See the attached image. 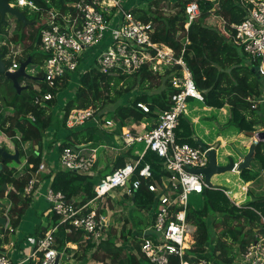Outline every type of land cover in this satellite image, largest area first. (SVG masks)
<instances>
[{
    "label": "trees",
    "instance_id": "16d2710c",
    "mask_svg": "<svg viewBox=\"0 0 264 264\" xmlns=\"http://www.w3.org/2000/svg\"><path fill=\"white\" fill-rule=\"evenodd\" d=\"M31 1L40 8L39 11L24 9L21 10L22 19L10 15L12 21L6 18L4 21L0 20V55L7 67L11 65L12 54L4 42L5 37L9 36L8 41L12 43L24 42L25 44V41H28V48H37L38 31L42 24L39 12L55 10L61 15L67 14L72 10V3L77 0ZM189 1L191 0H144L147 3L146 9L134 8L131 11L136 18L144 22H152V41L172 48L177 56L184 49L182 57L191 72L194 84L202 94L204 106L217 109L227 107L226 126H232L238 132L257 131L260 128L259 131L264 132V103L254 108L247 100L250 95L260 92L261 84L264 83H261L260 77L264 76L258 77L251 71L254 66L247 64V61L244 63L243 58L245 57L246 60L247 55L239 46L224 37L221 33L222 25L207 23L210 15L218 16L224 21L225 29L233 32L230 24L240 22L245 14L243 1L195 0L200 7V15L185 29L187 16L184 8ZM164 3L172 12L163 11ZM36 54L38 53L32 52L21 60L29 58L27 68L31 69L30 65L35 62ZM44 56L43 53L40 54V62ZM174 72L182 75L180 67L176 65L157 71L152 70L151 66L145 63L136 73L128 75L120 71L102 73L93 66L79 74L76 85L71 84V87H74L72 94L63 101L58 113H54L58 106V91L68 87L71 74L68 75L67 81V75H65L62 85L55 88L48 86L42 71L37 72L35 76L30 75V79L21 77L19 83L23 80L28 81L19 92L8 78L0 74V80H7L11 86V90H8L5 96H0V142L9 143L12 152L15 150L18 152V161L4 159L0 171V202L4 198L5 203L2 202L4 207L9 206L7 214L12 231L19 225L24 210L30 204V195L24 193V187L42 161V151L45 148L43 140L48 133L52 132L54 140L58 131L67 133L62 145L70 146L75 150H77L76 145L82 143H85L87 148H96V162L102 164L97 176L71 170H57L53 174L44 175L47 179L51 178L50 186L54 190L61 191L66 199L72 201L77 207L94 197V186L100 177L125 164L128 156L132 155L131 148H122L118 152L113 150L114 154L111 153L110 160L107 159L108 157L104 159L102 154L105 145L98 132L106 130L90 122L73 128L66 127L65 122L72 109L94 107L100 114L107 115L102 111H105V105L110 103L113 108L106 117L115 120L116 128L107 130L109 132L106 134L112 139L113 134H119L123 126L139 123L144 117H156L158 111L170 109V95L177 91L169 82V77ZM153 80H157V83L154 84ZM140 90L145 91L140 93L138 92ZM131 91L135 94L133 100L129 104L121 103L123 97ZM45 93H51L53 97L41 104L34 102L36 96ZM138 101L148 104V113L136 107ZM29 115L33 119L28 117ZM137 125L136 130L142 133L143 129L139 124ZM175 133L178 141L198 146L192 136L190 123L183 117L180 118ZM52 142L54 141L49 143L52 144ZM88 142H90L89 145H86ZM26 144L29 146L26 147ZM0 147L5 149L3 146ZM252 159L253 163H258L264 170V141L256 144ZM144 163L150 165L156 182L161 176L168 174L162 168L161 158L150 150L145 153L140 166ZM253 163L249 168L239 172L244 182L254 180L259 174ZM110 164H112L111 167H109ZM107 168L108 172H103ZM3 184L6 185L5 189L2 187ZM224 189L222 186L204 187L200 194L202 197L200 207H190L187 211L188 220L195 226L194 245L190 251L213 260L215 264H233L238 254L243 252L264 228V195L251 196L244 203L236 205L229 195L225 194ZM134 198L139 210L152 208L154 211L156 195L147 188L143 186L139 188L134 193ZM90 210L91 207H87L83 213ZM107 210H112L109 202L103 207L100 206L97 213H107ZM50 217L53 223L45 225L40 235L35 237L31 235L33 239H39L50 225L57 224L54 242L59 251L69 250L65 247L67 242L81 240L80 231L67 233V222H62L55 214H51ZM12 231L0 229V233ZM139 232H131V239H128L125 232L121 230V245H117L116 231L109 226L106 239L99 244L94 245L91 241L84 243L83 255L85 257L88 250H93L92 259L102 264H110L108 258L116 264H140L137 255ZM128 243L131 244V249L126 251L125 246ZM84 261L83 264H85ZM170 264H178V259L172 257Z\"/></svg>",
    "mask_w": 264,
    "mask_h": 264
},
{
    "label": "built area",
    "instance_id": "2783aa9c",
    "mask_svg": "<svg viewBox=\"0 0 264 264\" xmlns=\"http://www.w3.org/2000/svg\"><path fill=\"white\" fill-rule=\"evenodd\" d=\"M12 1L9 3L14 7L27 5L31 11L40 10L31 0ZM130 1L135 2L127 8L126 3ZM242 1L245 14L240 22L230 24L233 32L225 29L222 19L214 17L220 21L224 37L239 46L247 55L248 63L256 67L258 75L264 76V0ZM134 8L146 9L147 3L144 0H77L72 3V10L67 14L61 15L55 10L39 12L42 24L38 31V46L45 55L42 73L49 87L61 86L65 75L67 81L70 74L69 82L76 85L78 67L89 52L94 53L95 67L102 73L120 71L127 75L134 74L146 63L157 71L162 70V66L176 65L180 67L182 74L180 76L174 72L169 77L171 86L177 89L170 95V109L158 111L156 117H144L149 121L146 125L142 123L143 118L139 123L122 127L113 144H104L105 148L110 149L132 148L143 144L137 157L100 177L94 186V197L79 207L68 201L61 191L54 190L50 181L44 194L49 203L47 212L50 216L55 214L62 222H67V233L80 231L82 243L91 241L97 245L106 239L109 223L107 214L97 213L99 207H91L92 204L97 200L113 198L117 194L133 195L143 186L153 192L157 200L152 219L137 234L140 264H170L172 257L178 259V264H215L213 260L190 251L194 245L195 226L187 218L190 194H201L206 187L203 174L194 172L193 169L207 166L208 148L203 150L199 146L180 142L175 133L180 118L187 112L188 99L202 101L203 97L182 57L184 49L177 56L172 48L152 41V22L136 18L131 11ZM184 11L187 16L184 28L187 29L200 15L199 4L191 0L185 4ZM87 48L89 51H85ZM10 54L12 61L7 69L12 71L18 67L15 59L17 52ZM52 97L51 93H45L36 96L34 102L41 104ZM247 100L254 108L264 103V88L258 94L250 95ZM136 107L145 113L149 112V106L144 101L136 102ZM106 116L94 107L75 108L70 111L65 125L73 128L91 122L103 130L115 129V120ZM28 117L33 119L31 115ZM137 124L143 129L142 133L136 130ZM76 148L77 150L67 145L59 147V167L55 170L47 167L42 158L24 187V193H33L36 177L40 172L53 174L57 170H71L93 176L96 148H87L84 144L76 145ZM86 150L88 151L85 152ZM148 150L161 158L162 168L168 173L157 182L148 163L140 166ZM8 207L4 210L5 222L1 227L12 231ZM87 207H91V210L83 213ZM56 229L57 224L46 230L39 239L31 240L34 249L30 257L35 264H55L62 253L55 246ZM238 256L241 264H264V228ZM0 264H14L10 254L2 248Z\"/></svg>",
    "mask_w": 264,
    "mask_h": 264
},
{
    "label": "rangeland",
    "instance_id": "374dc122",
    "mask_svg": "<svg viewBox=\"0 0 264 264\" xmlns=\"http://www.w3.org/2000/svg\"><path fill=\"white\" fill-rule=\"evenodd\" d=\"M12 2L15 3L16 1L13 0ZM134 2L135 1H130L129 3H126V7L127 8L131 7L134 4ZM17 8L19 11L24 10V9L31 11V10H29L31 8L27 5L22 6L21 8L20 7H17ZM162 9L165 13L172 12V10L167 8L166 4L163 5ZM10 18H11L10 15L6 17V19L8 21H10ZM207 23L211 24V25H216V26L218 24H220V22L216 21V18H213L212 15H211V17L207 18ZM8 37L9 36L4 38V42L7 44L8 50H10V49H13L11 46V44H13V43L8 41V39H9ZM95 48L96 47H94V49ZM85 51H89V48H87ZM32 52H36L38 54L35 55V62L30 65L31 69L26 67V71L29 75L35 76V74L37 72L42 71V66H43V60H42V62H40V54H42V51L38 46H37V48H35V47L27 48V49H25V51L22 54L17 52L16 58L18 59V61H21L23 58L27 57L29 54H32ZM87 54L88 55H85L84 59L81 60V62H80V65H79L78 70H77L78 75H76V73H74V76L76 75L79 77V74H81L82 72H84V71L88 70L89 68L95 66V64L93 62L94 53L89 52ZM243 60H244V63H246V61H247V64H248L247 58L245 60V57H244ZM163 68L164 67L162 66V69ZM78 77H77V80H78ZM260 78H262L261 83L264 82V77H260ZM77 80H75V83H77ZM24 81H28V80H24ZM153 83L154 84L157 83V80H153ZM73 88L71 87V83L68 82V87L66 89H61L58 91V96H57L58 106H57L56 111H54V113H58L60 111V106L62 105L63 101H65L68 97L71 96ZM263 88H264V83L261 84L260 90ZM8 90H11L10 83L7 80L1 79L0 80V96L1 97L5 96V93ZM147 90L148 89L146 88V91ZM143 91H145V90H140L138 92L141 93ZM150 91H152V90H150ZM134 95L135 94H133L132 91L129 92L128 94H126L123 97V100L121 101V103L129 104L133 100ZM194 102H198V101H195L193 99L188 100V104L192 103V105H196V104H194ZM200 104L202 105V107L200 109H198V110L193 109V108L190 109L188 120H191L195 124V130L198 132L199 136H202L203 139L208 142L207 143L208 146H211L213 148L218 147L217 153L219 156V160L221 161L220 163L228 161V159H229V158H227V155L229 153L228 151H230L232 148H234V146H236L240 150L246 152L244 146L249 145V143L251 141H253V139L250 138V136L247 135L246 132L245 133L238 132L234 127L226 126V121H227V116H228V108L224 107V108L219 109V110H214V112H213V110L210 111L208 109H205L203 107L202 102H200ZM112 108H113L112 105L110 103H107L105 105V111H102V112L109 115L110 113H108V112L112 111ZM259 130H261V128ZM259 130H257V131H259ZM254 132H256V131H254ZM221 136L223 137V139ZM238 138H240V139H238ZM10 142H12V141L10 140ZM0 146H3L8 152L12 151V149L9 146V143L0 142ZM143 146H144L143 144H137L134 147H136L137 149H141V147H143ZM59 147H61V145H59ZM100 147H102V145ZM111 153H112L111 151H105L104 150L102 157L104 159H106L108 157L107 159L110 160V157L112 156ZM225 158H227V160ZM219 160H218V162H219ZM111 165L112 164H110L109 167H111ZM253 166L259 171V175L254 180H252L253 182L251 181L252 182L251 184L245 183V184H242L241 186H239L237 180L240 181V179L233 178L231 176V174L233 172L226 171L223 173L215 174V176H217L219 179V185L224 186V188L227 189V194L229 192L228 195H229V197H231V200L235 204L239 205V204L243 203V201H242L243 197H242L241 192L246 190V189H247L248 199L251 196L264 195V170L261 169V167L258 163H254ZM103 172H108V168L106 170H104ZM215 182H217V181H215L212 178V184L213 185H216ZM231 186H233L232 189H230ZM249 191H251L250 193L252 195H250L248 193ZM118 195L119 194L113 196V198L112 197L105 198L101 201L97 200L92 204L91 207H100V206L103 207L107 204V202H109V204H111L113 212H114V214L112 212V214H110L111 216H109L110 220L113 219L111 224H110L111 225L110 228H113L115 231L117 230L119 232L120 226L122 225V221L124 220V218H126V220H127V226L128 227H130L136 231L143 230L144 227L149 223L153 209L151 208L150 210L149 209L148 210L147 209L139 210V208H137V205L135 204L134 196L129 197L127 204L124 203V205H125L124 206L122 204L123 199L116 201V199L118 198ZM1 201L3 203H5L4 198H2ZM201 201H202V197L200 196V194H196V193L190 194V196H189L190 207L199 208ZM130 205H132V206H130ZM127 206H130V207L128 208ZM154 210H155V207H154ZM112 216H114V217H112ZM118 232H116V235L118 234ZM9 235L11 236L12 233L9 232ZM130 235H131L130 233L129 234L127 233V237H129V239H131ZM11 238H14V235H12ZM32 239H33V237H30V239H29L30 242ZM117 240L120 241V239L118 237H117ZM209 240H210V237H209ZM69 253L70 252L67 251L64 255H67ZM108 262L110 264H114V262L110 261L109 258H108ZM90 263L94 264L95 261H89L88 264H90ZM100 264H102V263H100ZM234 264H241L240 260L236 258L234 261Z\"/></svg>",
    "mask_w": 264,
    "mask_h": 264
},
{
    "label": "crops",
    "instance_id": "0c3cea01",
    "mask_svg": "<svg viewBox=\"0 0 264 264\" xmlns=\"http://www.w3.org/2000/svg\"><path fill=\"white\" fill-rule=\"evenodd\" d=\"M212 16H213V18H215L214 17L215 15H212ZM209 17H211V15ZM10 21H12L11 18H10ZM216 21H218V20L216 19ZM25 42H26L25 44H24V42L23 43L18 42V43L11 44L13 49H10L9 51L11 53L19 52L22 54L25 51V49L28 48L27 47L28 41H25ZM16 57H17V54L15 55V59H17ZM20 84L25 85L26 81L23 80ZM34 86H36V84ZM189 99H193V98H189ZM193 100L198 101V102H194V104H196V105H192V103L188 104L187 112L185 113L183 118L186 119L190 123V126H191L192 131H193L192 136L196 140V142L198 140H200L208 149H211V146H208V144H207L208 142L206 140H204L202 136H199L198 132L195 130V124L191 120H188L189 111L191 108L198 110L202 107V105L200 104V102H202V101H199L196 99H193ZM203 107L205 109L210 110V111L213 110V112H214V110H219L217 108H211V107H207L204 105H203ZM142 123L146 125L147 123H149V121L146 118H144L142 120ZM88 125H89V123H88ZM129 125H131V124L125 125L123 127L125 128ZM107 132H109V131L106 130V131L98 132V134H99V137L102 139L104 144L111 145V144H113V141L115 140L117 134H113V137L111 139L110 135L106 134ZM57 136L55 137L56 139L54 140L53 134L51 132V133H48L46 138L43 140V147H44V143H45V148H43V151H42L43 162L47 167H49L52 170L58 169V167H59V165H58L59 147L58 146L65 139V137L67 136V133H64L60 130L57 132ZM222 139H223V137H222ZM238 139H240V138H238ZM51 141H54V142H52V144H50L49 142H51ZM89 143L90 142L86 143V145H89ZM82 144H85V143H82ZM25 146L28 147L29 144H26ZM234 147H236V146H234ZM121 149L122 148H120V149L119 148L118 149H110L109 147L104 148L105 151H111V152H113V150H117L114 152H118ZM141 149H142V147H141ZM141 149H137L136 147H132L130 149L132 152V155L130 154V156H128L126 161H128L129 159L135 158V156L137 157V155L139 154ZM214 149L216 151L217 161H218L219 160V156L217 153L218 147H214ZM87 151L88 150H86L85 152H87ZM114 152H113V154H114ZM228 152H227L228 153L227 158H231L232 157L231 154L233 153L232 149ZM227 158H225V159L227 160ZM235 161L237 162L238 158H236ZM220 162L221 161L219 160V162H218L219 164L226 163V162H222V163H220ZM252 163H253V159L250 163V166L252 165ZM101 166H102V164H98L97 162L95 163V166H94V172L95 173L93 176H96L99 174L98 171H99ZM44 175H46V173L40 172L36 177L37 181L35 182L36 184L34 186V191L30 195V204L24 210V213L22 215V218L20 220L19 225L16 227V229L14 231L11 232L12 235H14V238H11L12 235L10 236L9 233H6V232L0 233V248L4 249L6 252H8L10 254L11 259H12L14 264H35L34 260L30 257L32 250L34 249V246H32V244H34V243L30 242L29 239H30L31 235L33 237L40 235L43 232L42 228H44L45 225L53 223V219H51L50 213L47 212V210L49 208V203L45 199V196H44L45 189L49 186L51 178L47 179L46 177H44ZM231 176L233 178L240 179V181L237 180L239 186H241L242 184H245V183L251 184L253 182V181L252 182L251 181L250 182H244L243 180H241V178L239 176V172H237V171H234L231 174ZM212 178L215 181H217V182H215L216 185L212 184ZM210 182L212 184V187L221 186V185H219L218 177L215 175H213L211 177ZM222 187H224V186H222ZM232 188H233V186L230 187V189H232ZM224 192H225V194H227L226 188L224 189ZM249 192H251V191H249ZM241 193H242V197H243L242 201L244 203L248 199L247 189L242 191ZM228 194H229V192H228ZM131 196H134V194L130 195V196L125 195V194L122 196L118 195V198L116 199V201L123 199L122 204L124 205V203L127 204L128 198ZM229 198L231 199V197H229ZM130 206H132V205H130ZM130 206H127V207L129 208ZM112 212H113V209L107 210V213H106L108 216L109 226H111L110 224L113 220V219L112 220L109 219V216H111L110 214H112ZM113 214H114V212H113ZM112 217H114V216H112ZM51 226L52 225H50L49 227H51ZM0 229L4 230L1 226H0ZM121 230H123L125 232L126 237H127V233L129 234L131 232L136 231V230L127 226V220H126V218H124V220L122 221V225L120 226L119 232L116 230V232H118L116 237H118L120 239V241H118L116 239L117 245H121V240H122V238H120ZM127 238L129 239V237H127ZM130 245H131L130 243L126 244V246H125L126 251H129L131 249ZM84 246H85V244L82 243L81 240H79L78 242H67L65 244V247L67 249H69L68 251L70 253L67 255H64L67 251L62 250V253L58 257V264H83L84 260H85L84 261L85 264H88L89 261H95L94 264H100V262H98L97 260L92 259L93 258V256H92L93 250H88L86 252V256H85L86 258L84 257V255H83ZM237 258H239V256ZM90 264H93V263H90ZM114 264H116V263L114 262Z\"/></svg>",
    "mask_w": 264,
    "mask_h": 264
},
{
    "label": "water",
    "instance_id": "95a60500",
    "mask_svg": "<svg viewBox=\"0 0 264 264\" xmlns=\"http://www.w3.org/2000/svg\"><path fill=\"white\" fill-rule=\"evenodd\" d=\"M10 0H0V20L4 21L5 18L9 15H14L16 18H23L22 12L18 10L17 7L11 6L9 3ZM29 58H27L24 61H19L18 67L14 70H8L6 63L4 62L3 57L0 55V74H3L6 78H8L14 88L16 89L17 92H19L22 88H24V85H21L19 83V79L21 77L30 79L31 76L27 73L26 71V66L29 63ZM251 71L256 74L258 77V72L256 71V67H253ZM247 135L250 136V138L253 139L249 143V145H245L244 148L246 150L242 151L237 147L232 148L233 153L231 154V158L228 159V161L224 164H219L217 161V155L216 151L214 148L207 149V147L200 141H197V145L203 149L206 150V154L208 157V164L204 168L200 169H193L194 172H199L202 173L204 176V182L206 184V187H212V184L210 182V179L213 175L223 173L226 171L229 172H240L242 169L249 168L250 167V162L253 158V153L256 147V144L260 141H264V132L263 131H248L246 132ZM256 143H255V141ZM0 156H1V161H0V171L2 169V161L6 158L13 159L15 161H18V152L15 150L14 152L10 153L7 150L3 149L0 147ZM238 158V161L236 162L235 159ZM235 163L237 165L235 166ZM4 189L6 188V185L3 184L2 186ZM4 204L0 202V208H2ZM5 222L4 217L0 215V226L3 225ZM58 262V257L55 261V264Z\"/></svg>",
    "mask_w": 264,
    "mask_h": 264
},
{
    "label": "flooded vegetation",
    "instance_id": "af4514ba",
    "mask_svg": "<svg viewBox=\"0 0 264 264\" xmlns=\"http://www.w3.org/2000/svg\"><path fill=\"white\" fill-rule=\"evenodd\" d=\"M210 148V147H209ZM212 148V147H211ZM10 153H12V151H10ZM3 210V212H2ZM5 207L3 206L2 208H0V215L3 217V213H4Z\"/></svg>",
    "mask_w": 264,
    "mask_h": 264
},
{
    "label": "bare ground",
    "instance_id": "6f19581e",
    "mask_svg": "<svg viewBox=\"0 0 264 264\" xmlns=\"http://www.w3.org/2000/svg\"><path fill=\"white\" fill-rule=\"evenodd\" d=\"M263 67H264V65H263Z\"/></svg>",
    "mask_w": 264,
    "mask_h": 264
}]
</instances>
